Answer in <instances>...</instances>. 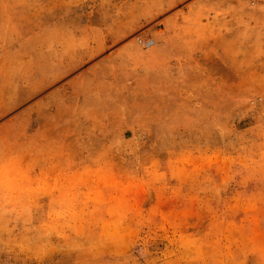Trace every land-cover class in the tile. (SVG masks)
I'll list each match as a JSON object with an SVG mask.
<instances>
[{
	"label": "rangeland",
	"instance_id": "1",
	"mask_svg": "<svg viewBox=\"0 0 264 264\" xmlns=\"http://www.w3.org/2000/svg\"><path fill=\"white\" fill-rule=\"evenodd\" d=\"M247 3L0 0V264H264Z\"/></svg>",
	"mask_w": 264,
	"mask_h": 264
},
{
	"label": "built area",
	"instance_id": "2",
	"mask_svg": "<svg viewBox=\"0 0 264 264\" xmlns=\"http://www.w3.org/2000/svg\"><path fill=\"white\" fill-rule=\"evenodd\" d=\"M248 6L249 7H264V0H248ZM181 11L182 12H185L186 11V8L181 4ZM137 45L139 46H145V45H149L151 44L150 41H148L146 38L142 37V38H137V41H136Z\"/></svg>",
	"mask_w": 264,
	"mask_h": 264
},
{
	"label": "bare ground",
	"instance_id": "3",
	"mask_svg": "<svg viewBox=\"0 0 264 264\" xmlns=\"http://www.w3.org/2000/svg\"><path fill=\"white\" fill-rule=\"evenodd\" d=\"M148 41H150L151 43L153 42V40H151V39H147ZM146 46V45H145ZM145 46H143V47H145Z\"/></svg>",
	"mask_w": 264,
	"mask_h": 264
}]
</instances>
